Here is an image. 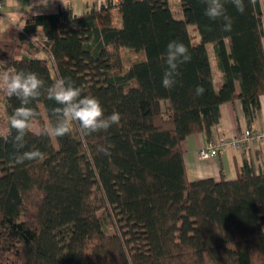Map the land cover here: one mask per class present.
<instances>
[{"label": "trees", "instance_id": "obj_1", "mask_svg": "<svg viewBox=\"0 0 264 264\" xmlns=\"http://www.w3.org/2000/svg\"><path fill=\"white\" fill-rule=\"evenodd\" d=\"M205 7L106 0L79 16L67 7L0 28V69L45 82L29 105L37 116L24 147L14 146L10 123L0 133V264H264V169L246 159L232 181H191L181 147L192 135L218 139L224 104L260 109L264 2L244 0L240 13L225 0L229 32ZM173 40L192 59L166 89L164 53ZM60 78L95 96L105 116L118 112L120 124L88 136L76 124L63 137L42 134V109L52 126L61 107L46 91ZM20 106L7 97L8 117ZM34 150L44 158L16 162Z\"/></svg>", "mask_w": 264, "mask_h": 264}, {"label": "clouds", "instance_id": "obj_2", "mask_svg": "<svg viewBox=\"0 0 264 264\" xmlns=\"http://www.w3.org/2000/svg\"><path fill=\"white\" fill-rule=\"evenodd\" d=\"M49 0H41L47 5ZM238 12L245 11L244 0H231ZM205 15L211 20H223V30H232V18L226 14L225 0H205ZM191 54L188 48L179 41H170L164 53L166 65L162 86L173 87L179 75L180 65L191 62ZM45 82L37 73L17 71L14 69H0V89L7 97L15 96L20 100L21 106L14 110L9 118L10 128L16 135L13 137L14 146L19 150L24 147V137L31 128L32 121L36 118V111L30 107L40 95ZM47 98L54 100L61 107L55 109L56 121L50 127L42 129V134L55 137H63L72 131L73 124L78 125L81 135L88 136L92 133L107 131L113 125H119L121 116L118 112L105 116L100 101L95 96L83 95L82 90L73 82L65 78L57 79L47 88ZM197 95L203 93L201 87L196 89ZM105 151V149H101ZM107 154V153H106ZM39 150L26 151L16 156V162L23 164L24 161L43 159Z\"/></svg>", "mask_w": 264, "mask_h": 264}, {"label": "crops", "instance_id": "obj_3", "mask_svg": "<svg viewBox=\"0 0 264 264\" xmlns=\"http://www.w3.org/2000/svg\"><path fill=\"white\" fill-rule=\"evenodd\" d=\"M10 0H3V9ZM12 1V0H11ZM14 1V0H13ZM106 0H49L47 5L41 3V0H29L23 12L14 11L8 13L11 18H19L23 23L26 16L30 14L56 13L61 9L70 7L74 9L77 16L89 11L92 8H98ZM264 2V0H262ZM194 29V27H192ZM194 36H199L195 34ZM214 48L208 45L209 55L212 63L213 73L218 71ZM220 73V72H219ZM215 79V76H214ZM221 85V74L219 76ZM215 85L217 88L218 84ZM222 118L217 127V136L231 138L244 129H250L254 132L264 133V95L260 97V109L256 113L247 114L240 101L227 103L221 107ZM207 139L203 134L192 135L186 138L182 144L184 161L191 181L203 179H215L216 181H232L237 177L238 168L246 159L253 161L257 170L264 169V142L255 140L252 146L246 150L230 149L225 154L209 160H202L199 156L200 149L206 145Z\"/></svg>", "mask_w": 264, "mask_h": 264}, {"label": "built area", "instance_id": "obj_4", "mask_svg": "<svg viewBox=\"0 0 264 264\" xmlns=\"http://www.w3.org/2000/svg\"><path fill=\"white\" fill-rule=\"evenodd\" d=\"M113 1L115 4L120 2V0ZM3 6V0H0V18L2 17ZM255 140L264 142V133L254 132L250 129H244L231 138L219 137L218 139L207 143L200 149L199 156L202 160H209L211 158L225 154L230 149H247L249 146L254 144Z\"/></svg>", "mask_w": 264, "mask_h": 264}, {"label": "rangeland", "instance_id": "obj_5", "mask_svg": "<svg viewBox=\"0 0 264 264\" xmlns=\"http://www.w3.org/2000/svg\"><path fill=\"white\" fill-rule=\"evenodd\" d=\"M28 4H29V0H14V1L10 0L7 3V6L4 7V9L2 10V17L0 18V24H1L0 28L4 31L7 28L8 23L22 25V22L19 18L12 19L11 16L8 15V13H13L14 11L15 12L16 11H20V12L26 11L25 8L26 6H28ZM190 30L193 35L197 34L195 29H192V27L190 28ZM197 36L199 35L197 34ZM212 53H213V49H212ZM213 54H215V52ZM214 76H215L216 84H218V87H219L220 73L216 71L214 72ZM6 102H7V96L4 94L3 90L0 89V133L1 134H6L9 128V117L6 112ZM42 111L44 113V119L48 124L47 126L50 127V124H49V121H48V118H47V115L44 109H42ZM33 128L36 132L40 131V127L38 123H34ZM0 177H1V173H0Z\"/></svg>", "mask_w": 264, "mask_h": 264}]
</instances>
